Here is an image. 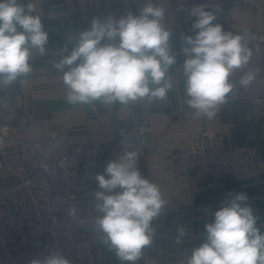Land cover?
<instances>
[{
	"label": "clouds",
	"instance_id": "9594fccd",
	"mask_svg": "<svg viewBox=\"0 0 264 264\" xmlns=\"http://www.w3.org/2000/svg\"><path fill=\"white\" fill-rule=\"evenodd\" d=\"M218 11L204 4L192 6L188 16L194 34H181L185 103L196 117L208 120L233 89L231 77L249 64L248 42L254 38L247 32L225 31L216 22ZM166 12L145 0L136 13L94 17L90 27L71 35L73 46L61 48L60 59L53 62L62 73L67 103L111 106L165 101L174 86L170 69L177 65ZM33 13V6L21 0H0V87L27 77L33 71V55L46 51L49 34L40 16ZM254 79V73L244 72L239 83L247 87ZM121 148L103 173L95 176L94 223L121 264H136L153 242V221L165 202L159 186L141 173L138 149L129 141H122ZM248 199L246 193L235 192L220 202L213 220L204 225V242L192 249L186 264H264V231ZM68 214L75 218L76 208L70 207ZM177 232L183 237L185 229ZM31 264L70 261L57 251Z\"/></svg>",
	"mask_w": 264,
	"mask_h": 264
},
{
	"label": "crops",
	"instance_id": "0c3cea01",
	"mask_svg": "<svg viewBox=\"0 0 264 264\" xmlns=\"http://www.w3.org/2000/svg\"><path fill=\"white\" fill-rule=\"evenodd\" d=\"M31 4L34 15L40 16L49 34V43L43 55L35 53L30 61L33 71L11 86L0 87V117L2 115L48 116L52 128L68 134V151L74 153L93 143L117 139L128 131L136 114L149 108L153 114L155 141L146 153L139 152L138 167L145 178L160 188L164 206L153 221V242L143 250L136 264L165 263L169 256L188 259L193 248L204 242V225L213 220L212 213L220 206L218 198L229 193L244 192L248 203L258 217V226L264 231V171L214 176L208 171V160L186 164L182 171L177 165L178 145L185 138L209 128L222 136L226 147L243 143L254 145L264 156V107L251 99L229 100L219 106L216 116L208 120L196 117L186 103V92L170 69L173 88L165 101H136L129 105L93 104L70 105L62 73L53 67L60 59V49L67 45L75 32L90 27L94 17L114 15L117 18L128 11L136 13L145 0H21ZM167 9L165 22L172 32L173 51L177 62L181 59L178 43L181 34L193 35L192 19L188 9L204 4L219 9L217 23L225 31L252 28L264 33V0H152ZM181 5L183 7H181ZM119 152L102 153L97 170L103 173L107 162ZM89 171L83 173V180ZM0 174V184L3 182ZM185 234L179 237L177 229ZM179 239V242H177ZM89 264H121L103 239L91 244Z\"/></svg>",
	"mask_w": 264,
	"mask_h": 264
},
{
	"label": "built area",
	"instance_id": "2783aa9c",
	"mask_svg": "<svg viewBox=\"0 0 264 264\" xmlns=\"http://www.w3.org/2000/svg\"><path fill=\"white\" fill-rule=\"evenodd\" d=\"M247 32L252 37L249 64L232 77L233 89L227 99H251L264 107V33L252 28L227 30ZM180 52L181 43H178ZM181 54L173 66V76L183 86ZM244 72L255 79L244 87L239 83ZM0 264H31L52 252H61L70 264H89L91 244L102 234L94 223L96 216L92 192L102 153L121 152V142L129 141L141 153L155 141L153 114L149 108L135 115L132 127L111 141L93 143L74 153L68 151V134L52 128L48 116L2 115L0 117ZM176 165L208 160L214 176L264 171V156L252 144L226 147L221 134L202 129L180 141ZM89 171L83 180V173ZM227 195L220 196L223 201ZM75 207L77 216L68 214ZM184 263L187 259L169 256L165 263Z\"/></svg>",
	"mask_w": 264,
	"mask_h": 264
}]
</instances>
